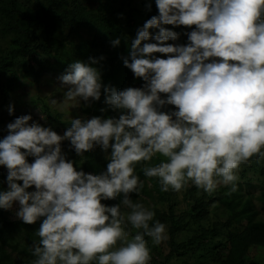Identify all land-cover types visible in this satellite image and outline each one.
Returning a JSON list of instances; mask_svg holds the SVG:
<instances>
[{
  "label": "clouds",
  "instance_id": "9594fccd",
  "mask_svg": "<svg viewBox=\"0 0 264 264\" xmlns=\"http://www.w3.org/2000/svg\"><path fill=\"white\" fill-rule=\"evenodd\" d=\"M155 7L121 58L141 87L103 84L94 66L103 57H89L58 77L61 101L48 94L49 105L66 112L99 101L103 90L117 116L70 117L62 135L31 115L6 125L0 210L27 225L39 221L28 264H151V248L168 240V230L154 205L139 198L145 180L161 193L191 185L231 195L241 166L264 160V0H155ZM165 25L191 29L183 33L187 42L168 43L181 33ZM5 108L11 115L9 101ZM64 141L81 164L84 153L100 148L106 169L74 167ZM109 200L118 203H102Z\"/></svg>",
  "mask_w": 264,
  "mask_h": 264
},
{
  "label": "trees",
  "instance_id": "16d2710c",
  "mask_svg": "<svg viewBox=\"0 0 264 264\" xmlns=\"http://www.w3.org/2000/svg\"><path fill=\"white\" fill-rule=\"evenodd\" d=\"M138 1L139 6L135 5L134 0H0V38L4 40V37H8L9 41L5 47L0 46V106L10 100L7 95L19 85L21 78L37 83L43 72L65 74L71 62H87L89 57L97 60L103 57L94 65L101 73L103 84L117 90L141 87L143 82L133 77L121 59L128 56L137 28L157 15L155 0ZM148 3L152 6L150 11L145 8ZM164 27L176 31L171 25ZM178 30L183 32V26ZM157 31L150 30V35ZM115 38H120L121 43L112 47L111 40ZM182 42L185 44L187 38L182 39ZM171 107L163 110L167 111ZM42 109L48 123L58 124L44 102ZM101 109L105 111L102 113ZM83 113L87 115L86 119L88 116H117L104 104L103 90L100 100L92 102ZM60 125L70 127L67 123ZM61 148L66 159L72 160L74 167L85 173L99 174L106 169L105 153L100 148L84 153L87 159L82 164L69 143L68 147ZM28 161L31 163L32 158L29 157ZM261 161L253 159L246 164L239 173V179L243 182L238 183L237 191L231 195H225L227 188H220L209 196L198 193L193 186L180 192L161 193L156 182L149 183L137 169L140 178L145 180L139 198L146 205H154L158 220L166 222L169 229L170 252L165 256V262L172 255L181 260L190 252L200 250L205 252L203 258L208 255L214 257L216 247L206 248L201 242L209 238L214 240L223 234L228 248L223 256L214 259L215 263L264 264L263 255H249L251 249L264 250V219H257L258 212L255 209V201L264 208V160ZM251 173L256 175V179L250 176ZM260 182L261 189L256 185ZM245 186L248 193L243 195ZM6 187V169L0 167V189ZM256 188L260 190L258 194L254 193ZM178 197L183 204L181 209L178 208ZM132 198L137 199L135 194H132ZM102 203L111 206L118 200ZM206 204L215 205L217 216L223 214L225 219L213 224V227L202 228L198 236L174 245L177 234L188 229L194 221L208 217ZM38 227L39 221L27 225L9 219L6 211L0 210V264H28L32 259L28 245L35 239L34 232ZM218 245L221 248L224 246L222 243ZM13 254L22 256V262H18Z\"/></svg>",
  "mask_w": 264,
  "mask_h": 264
},
{
  "label": "rangeland",
  "instance_id": "374dc122",
  "mask_svg": "<svg viewBox=\"0 0 264 264\" xmlns=\"http://www.w3.org/2000/svg\"><path fill=\"white\" fill-rule=\"evenodd\" d=\"M135 5L139 6V1L134 0ZM178 28H175L176 32L181 33L179 39L175 42L169 41L168 43H176V44H183L182 39L187 38L186 35L183 33L190 31V29H185L183 27V32L179 31ZM8 37H4V40L0 38V46L5 47L6 44H8ZM156 56H161V54L157 53L154 54ZM164 58V57H161ZM43 60H40V62ZM47 67V66H45ZM44 67V68H45ZM44 74L40 75V79L37 83H33L31 79H20L19 85L10 93L9 96V103L11 104L13 111L12 114L9 115L8 108L0 110V139H2L7 133H6V125L12 121H14L15 118H18L23 115H31L33 120L40 123L42 126L45 127H51L53 131H55L57 134L62 135L63 132L67 129L64 126H61L60 123H67L69 122V118H77V117H83L85 118L87 115L83 113L84 109L89 107H85L83 105V102H81V106L77 108L70 109L66 112H61L56 108H53L49 105V97L48 94H52L50 98L56 99L58 102L62 100L63 92L58 91L59 88V81L58 77L63 75L59 72H49L45 71ZM139 86H136L138 88ZM66 90V89H65ZM43 102L49 109L50 113L53 117H56V120L58 122H47L40 120V115L44 116L42 105ZM91 105V104H90ZM39 111H38V110ZM88 119L92 118L91 116L87 117ZM31 123V121L29 122ZM68 141H64L61 144V147H68ZM66 145V146H65ZM260 163H263L261 161ZM246 167V165H242L240 171H242ZM240 173V172H239ZM253 175L252 173L250 176ZM249 176V177H250ZM256 179V175H253ZM250 180V179H249ZM243 180L239 179L238 183H242ZM257 187L260 186L261 189V182L256 184ZM191 185H189L186 189H189ZM195 188V187H194ZM33 190V189H30ZM185 190V189H184ZM198 193V190H196ZM247 187L245 186V189H242V194H247ZM251 191V190H249ZM260 192L259 188L254 189V193L258 194ZM151 204V203H149ZM255 209L257 210V219L263 220L264 219V208L262 205L257 201H255ZM183 207V204H181V198L178 197V208L181 209ZM215 205H208L205 206V211L208 213V217L205 220H197L194 221V224H191L188 229L184 230L181 234H177L175 236V243L174 245H178V243H182L186 240L191 239L192 237L198 236L200 232L202 231V228H210L213 227V224L220 223L225 219V215L220 214L217 216V209L215 210ZM7 216L11 220H16L12 214V212L6 211ZM156 219L157 216L155 217ZM167 225L166 222L163 221ZM168 230V240L164 243H162L160 246L152 247L151 248V263L154 264H199L200 262H204V264H217L214 262V259L223 256L225 254V249L227 250L228 244L226 242V239L223 234L218 236L217 238L213 239H203L201 242V245L206 248H213L215 246L214 250V257L212 255H208L206 258H203L202 255H205L204 250H200L201 252H190L186 256H183L180 259L176 258V256L172 255L170 260L165 262V256L170 252V243H169V229ZM218 243L224 244V246L221 248ZM218 245V246H217ZM249 255L251 257H254L256 255H263L264 256V250H257V249H251L249 251ZM13 257L16 258L18 262H22L21 258L22 256H17L13 254ZM223 259V257L221 258ZM25 260V259H24Z\"/></svg>",
  "mask_w": 264,
  "mask_h": 264
}]
</instances>
